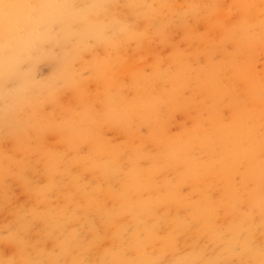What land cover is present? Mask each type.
I'll list each match as a JSON object with an SVG mask.
<instances>
[{"label": "clouds", "instance_id": "9594fccd", "mask_svg": "<svg viewBox=\"0 0 264 264\" xmlns=\"http://www.w3.org/2000/svg\"><path fill=\"white\" fill-rule=\"evenodd\" d=\"M0 264H264V0H0Z\"/></svg>", "mask_w": 264, "mask_h": 264}]
</instances>
